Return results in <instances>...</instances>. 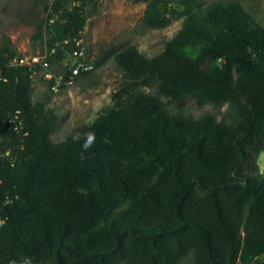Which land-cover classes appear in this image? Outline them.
<instances>
[{
	"label": "trees",
	"instance_id": "trees-1",
	"mask_svg": "<svg viewBox=\"0 0 264 264\" xmlns=\"http://www.w3.org/2000/svg\"><path fill=\"white\" fill-rule=\"evenodd\" d=\"M89 1L44 0L53 58L78 51ZM127 1L152 29L175 3L181 28L155 57L117 52L112 104L63 142L31 99L40 67L0 51V264H264V29L232 1ZM160 98L226 110L172 115Z\"/></svg>",
	"mask_w": 264,
	"mask_h": 264
},
{
	"label": "rangeland",
	"instance_id": "rangeland-1",
	"mask_svg": "<svg viewBox=\"0 0 264 264\" xmlns=\"http://www.w3.org/2000/svg\"><path fill=\"white\" fill-rule=\"evenodd\" d=\"M201 7L215 1H232L261 28L264 29V0H197ZM44 0H0V51L13 50L18 58L46 59L47 66L35 73L32 85V102L44 104V111L55 116L50 134L53 143L63 142L77 127L88 125L112 104L114 91L124 82V75L117 69L114 56L127 46H134L148 58L159 55L167 42L179 31L183 22L182 9L175 3L169 5L173 14L168 26L152 29L142 24L144 4L127 0H90L84 10L85 25L78 51L65 52L53 58V49L45 42L43 21L47 17ZM38 33V34H36ZM78 63L90 66L69 78L70 70ZM146 92L154 94L152 89ZM172 115H212L220 121L226 106L215 107L198 103L193 98L168 101ZM260 172L264 176V155L259 157ZM250 260L245 264H255ZM180 264H193L189 252Z\"/></svg>",
	"mask_w": 264,
	"mask_h": 264
},
{
	"label": "built area",
	"instance_id": "built-area-1",
	"mask_svg": "<svg viewBox=\"0 0 264 264\" xmlns=\"http://www.w3.org/2000/svg\"><path fill=\"white\" fill-rule=\"evenodd\" d=\"M9 65L11 66H17V65H24V66H28L30 68H37V67H46L47 66V62L46 59H39L38 57H31L28 60L22 59V58H15L13 59ZM91 67L90 66H86L84 64L78 63L76 64L71 70V74H70V79L71 77L76 76L77 74H79V72L82 71H88L90 70ZM35 74V73H33Z\"/></svg>",
	"mask_w": 264,
	"mask_h": 264
}]
</instances>
